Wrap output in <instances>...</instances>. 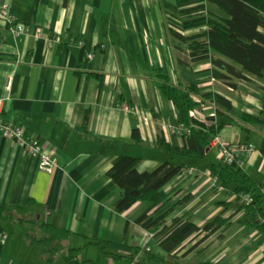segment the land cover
I'll return each instance as SVG.
<instances>
[{"label": "crops", "instance_id": "1", "mask_svg": "<svg viewBox=\"0 0 264 264\" xmlns=\"http://www.w3.org/2000/svg\"><path fill=\"white\" fill-rule=\"evenodd\" d=\"M3 3L29 34L14 37L0 21L1 117L38 139L56 166L50 174L38 171L37 159L0 136V230L7 234L0 264H69L68 249L98 264H139L145 252L168 260L153 235L135 222L144 212L166 213V226L180 219L201 229L215 216L230 220L205 239L199 231L172 250L180 264H264V235L238 224L244 211L236 210L235 196L209 174L207 165L218 162L215 150L208 146L200 157L184 153L188 138L169 131L181 121L177 109L149 69L173 85H194L199 94H217L230 104L203 101L192 109L200 119L195 127L221 124L222 139L252 143L255 149L241 169L263 189L264 124L240 115L264 120V72L220 80L212 76L209 60L190 63L186 44L168 24L177 9L174 0ZM121 155L137 157L139 172L163 162L184 172L161 188L159 208L137 202L120 213L114 203L121 190L106 173ZM54 234L56 251L49 260L45 243L38 241Z\"/></svg>", "mask_w": 264, "mask_h": 264}, {"label": "trees", "instance_id": "2", "mask_svg": "<svg viewBox=\"0 0 264 264\" xmlns=\"http://www.w3.org/2000/svg\"><path fill=\"white\" fill-rule=\"evenodd\" d=\"M174 2L177 9L171 14L179 19L180 25L171 28V32L174 37L186 44L190 63L209 60L213 65L212 76L220 80H225L228 76L248 80L250 76L263 74L264 0H174ZM209 6L215 8L218 13L210 10ZM219 55L227 58L231 63L223 61ZM149 70L155 74L158 88L176 107L180 120L186 124L189 122L188 112L201 105L203 101L213 100L231 108L230 104L217 94H199L194 85H173L160 71L152 68ZM196 95L200 98L198 101L193 99ZM240 119L249 123L264 124V120L255 117L240 115ZM85 121L87 114L84 117ZM221 127V124L193 127L187 137L188 149L184 153L195 157L202 156L209 146L211 137L218 134ZM132 134L135 136V131ZM138 163L137 157L117 156L111 161L106 173L121 190V195L114 203V207L120 213L137 202H148L152 208H159L163 197L161 188L174 176L184 172L181 166L169 162H163L151 171L139 172ZM207 168L209 174L219 180L220 187L235 196L236 210L244 211L245 216L237 221L238 224L264 235V189L241 168H234L220 161L208 164ZM242 196H247L250 201L245 202ZM228 205L229 203H222L224 208ZM165 215L166 213H162L152 217L149 212H144L135 220L153 235L159 246L168 254V260H164L145 252L139 264H180L178 258L171 256L170 252L178 248L189 236L205 231L206 235L201 238L202 240L221 226L230 223L227 218L215 216L201 229L180 219L166 226ZM55 240L54 234L38 241L45 243L50 255L49 260L55 255ZM99 250L102 253L106 252L101 246ZM77 252V249L66 250L65 262L98 264L97 260L78 259ZM187 252L188 250L182 256ZM111 254L115 259L123 257V255Z\"/></svg>", "mask_w": 264, "mask_h": 264}, {"label": "built area", "instance_id": "3", "mask_svg": "<svg viewBox=\"0 0 264 264\" xmlns=\"http://www.w3.org/2000/svg\"><path fill=\"white\" fill-rule=\"evenodd\" d=\"M0 21L14 37L29 34V29L17 21L16 16L10 12L9 6L6 3H3V5L0 6ZM39 35V32L35 33V37ZM6 87H9L8 84ZM3 100L4 97L0 96V136L11 139L26 155L37 159L38 171L50 174L56 166L55 160L43 150L38 139L27 137L22 126L15 123L13 119H3L1 117ZM123 109L131 112L133 110L125 105ZM188 117L189 122L187 124L180 121L177 124L170 126V133L176 136L188 137L191 134L193 127H195V121L200 120L198 116L196 117V112L193 110L188 112ZM209 147L215 150L218 161L234 168H241L244 160L255 149V146L250 142H228L222 139L219 134L211 137ZM241 198L245 202L250 201L247 196H242ZM6 239L7 234L0 230V244H4Z\"/></svg>", "mask_w": 264, "mask_h": 264}, {"label": "rangeland", "instance_id": "4", "mask_svg": "<svg viewBox=\"0 0 264 264\" xmlns=\"http://www.w3.org/2000/svg\"><path fill=\"white\" fill-rule=\"evenodd\" d=\"M209 9L218 13L215 9H213V7L209 6ZM170 18L168 20V24L171 28L175 27L176 25H180L179 19H177L175 16H173L172 14H169Z\"/></svg>", "mask_w": 264, "mask_h": 264}]
</instances>
